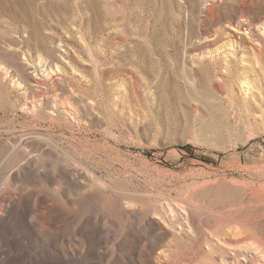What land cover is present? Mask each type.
<instances>
[{"label":"rangeland","instance_id":"rangeland-1","mask_svg":"<svg viewBox=\"0 0 264 264\" xmlns=\"http://www.w3.org/2000/svg\"><path fill=\"white\" fill-rule=\"evenodd\" d=\"M239 1L233 57L205 41L230 1L0 0V264H264V0Z\"/></svg>","mask_w":264,"mask_h":264},{"label":"bare ground","instance_id":"bare-ground-1","mask_svg":"<svg viewBox=\"0 0 264 264\" xmlns=\"http://www.w3.org/2000/svg\"><path fill=\"white\" fill-rule=\"evenodd\" d=\"M183 1H184L183 4H180L179 7H181L185 11H188L192 15V13L195 9L194 7L198 4L199 0H183ZM207 1H209V0H207ZM215 1H216L215 4L212 3L210 5H212L214 7L218 4H223L224 2H227V1H230L232 3L237 4V7H238L237 12H238L239 20L236 22L235 27H233V31L235 32L236 35L227 36L226 38L221 39L220 38L221 35H219L218 32L213 30L211 33H209L208 37H206L205 41H207L211 45H213L215 52L222 51L223 52L222 56L225 53L224 55H226V56L233 55V57H236L234 43H236L237 45L239 44L240 49L241 48H248L249 50L253 51V48H252L253 44L252 43L255 42L254 32H253L254 27H255L254 25L256 24L257 21H261V20H259V18H256L254 16V12L252 11V9H250L248 7V5L244 1H242V2L239 0H215ZM205 9H206V11H205L206 14L204 15L205 20L203 22V26L206 25V23H205L206 21H210V20L213 21L215 19V15L212 13L211 8H205ZM219 18H220V16H219ZM220 19H222V18H220ZM261 23L262 22H260V24ZM262 25H263V23H262ZM206 28L207 27H204L203 29L205 30ZM226 47H229V48H226ZM226 56H225V59H222V62L225 61L226 63L230 64L232 61L230 59H228ZM219 58L210 59L209 62L213 63V64H217L221 60ZM245 99H247L246 95H245ZM219 258H221V256ZM260 259H264V247L261 251L258 252V256H257V259H255V262L259 263ZM223 261H225V260H223ZM222 263H224V262H222ZM231 263H235V261H233ZM235 264H237V262Z\"/></svg>","mask_w":264,"mask_h":264}]
</instances>
